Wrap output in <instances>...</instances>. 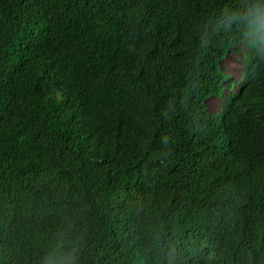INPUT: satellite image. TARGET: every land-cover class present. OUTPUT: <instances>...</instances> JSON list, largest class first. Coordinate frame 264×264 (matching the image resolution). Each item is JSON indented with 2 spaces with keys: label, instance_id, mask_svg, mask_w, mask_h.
<instances>
[{
  "label": "trees",
  "instance_id": "1",
  "mask_svg": "<svg viewBox=\"0 0 264 264\" xmlns=\"http://www.w3.org/2000/svg\"><path fill=\"white\" fill-rule=\"evenodd\" d=\"M260 16L259 0H0V264H264Z\"/></svg>",
  "mask_w": 264,
  "mask_h": 264
},
{
  "label": "rangeland",
  "instance_id": "2",
  "mask_svg": "<svg viewBox=\"0 0 264 264\" xmlns=\"http://www.w3.org/2000/svg\"><path fill=\"white\" fill-rule=\"evenodd\" d=\"M243 46L240 47V50L243 51ZM243 58V55L240 54H232L229 53L225 56L224 60L221 61V68L225 70V73L230 77V79H236V82L240 79V75L237 72L238 66ZM239 83L236 84V86L233 88V90L237 89V86ZM221 103V99L217 100L216 98H211L207 101V106L209 111H215L219 109Z\"/></svg>",
  "mask_w": 264,
  "mask_h": 264
},
{
  "label": "clouds",
  "instance_id": "3",
  "mask_svg": "<svg viewBox=\"0 0 264 264\" xmlns=\"http://www.w3.org/2000/svg\"><path fill=\"white\" fill-rule=\"evenodd\" d=\"M259 4L260 6L264 7V0H259ZM255 24L258 25V27L250 32V35L254 39L258 40L261 35H264V16L256 18ZM75 258V249H73L67 254V256H64L63 258H58L57 254L52 252L44 258L43 264H74Z\"/></svg>",
  "mask_w": 264,
  "mask_h": 264
}]
</instances>
